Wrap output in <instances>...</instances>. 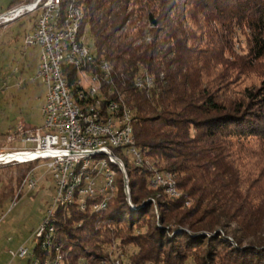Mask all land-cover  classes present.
<instances>
[{
	"label": "trees",
	"instance_id": "trees-1",
	"mask_svg": "<svg viewBox=\"0 0 264 264\" xmlns=\"http://www.w3.org/2000/svg\"><path fill=\"white\" fill-rule=\"evenodd\" d=\"M21 1L14 0L8 8ZM78 4L84 14L81 34L87 31L96 58L111 67L116 89L133 114L136 146L144 157L165 161L166 170L176 175L194 205L186 210L183 200L162 196L157 215L148 202L156 196L148 187L150 172L132 165L127 170L137 208L131 210L123 175L116 169L119 191L108 207L83 213L71 206L70 217L59 214L54 244L69 253L71 264L80 257L99 262L101 246L114 240L138 249L129 264H186L192 257L198 264H264V239L242 249L237 236L236 250L218 235L204 233L236 223L245 236L257 238L263 229L264 189L254 194L248 189L242 195L238 175L254 164L264 177V84L246 88L240 99L220 95L205 79L206 67L192 45L197 35L189 28L213 35L217 34L213 25L228 31L237 21L252 30L251 56L263 58L264 0H78ZM151 14L158 21L156 28L150 26ZM142 74L153 78L150 90L136 88L135 78ZM16 166L29 172L34 165ZM244 173L247 184L252 172ZM12 195L2 182L0 206ZM252 200L260 205L255 207ZM76 222L82 223L80 228ZM120 225L127 227L125 233L118 232ZM140 225L147 231L136 234ZM39 251L44 252L41 246Z\"/></svg>",
	"mask_w": 264,
	"mask_h": 264
},
{
	"label": "rangeland",
	"instance_id": "rangeland-1",
	"mask_svg": "<svg viewBox=\"0 0 264 264\" xmlns=\"http://www.w3.org/2000/svg\"><path fill=\"white\" fill-rule=\"evenodd\" d=\"M13 1L0 0V13L6 10ZM133 8L129 9V13ZM188 23L191 22L188 20ZM34 24V16H27L10 25L5 31L0 30V153L21 146L20 143L9 142L8 140L12 131L19 125L41 127L44 124L42 110L46 103L47 87L42 80L36 79L42 52L38 47L26 45V37L32 31ZM238 24L237 21H234L228 31H222L220 26L213 25V33H217L213 35L200 32L189 26L197 35L196 41L192 42V45L196 48V57H200V64L206 67L205 79L213 83L214 87L220 91V95L232 100L240 99L246 88L258 89L264 84V57L256 60L251 56V49L253 48L252 30L249 27L238 26ZM220 80L224 81L223 85H220ZM126 161L131 167L132 163L130 164V162L132 160L127 158ZM144 161L141 167L147 168L150 172L148 187L156 193V196H152L148 202H151L157 215L160 213L158 199L162 196L171 200H183L186 210L193 207L194 200L189 198L186 192L180 188L176 175L166 170L164 160L149 156L145 157ZM248 161L245 159L243 163L247 164ZM251 161L255 162V160ZM43 164V161L33 164L34 166L29 172H21V167L16 165L0 167V189L2 182H5L13 190L11 198L0 206V264H71L68 260L69 253L63 251V246L60 247L61 257L55 250L48 252L42 248L47 254L39 251L40 246H43V240L36 235V232L43 225L48 212L53 210L54 215L51 220L56 228L55 222L59 220V214L63 216L62 218L69 216L71 206L83 213H98L105 210L95 209L99 199L96 197L88 198L84 206V203H79L76 199L73 202L78 203L62 204L57 199L56 183L48 174V170L42 167ZM242 170V174L238 175L241 182L239 192L242 195L248 194V189H250L251 194L256 193L259 189H264V177H260L261 168H255L253 164L243 167ZM244 171H246L245 173L252 172L247 184H243ZM163 174L164 176H161ZM166 174H172L171 178ZM28 176L37 181L38 186L35 190H30L28 186H24V181ZM116 177L118 190L115 196L119 191L120 184L119 175ZM159 178L161 179L160 182H158ZM128 179L130 181L129 175ZM250 203L255 207L260 205L259 200H252ZM129 208L134 210L137 206L133 208L129 204ZM56 209L57 211H55ZM74 225L80 228L82 223L76 222ZM262 227L263 229L258 232L257 238L245 236L241 226L236 223H231L227 227H218L213 232L204 233L211 237L218 235L219 238L227 241L237 250L239 245L235 237L238 236L241 239L242 249L253 246L264 239V221ZM109 228L115 229L116 226L111 225ZM117 228L118 232L125 233L127 231V227L124 225ZM146 231L147 227L142 225L135 228L136 234H143ZM57 235L56 228L53 237L55 243H57ZM36 246L38 251L34 253ZM22 248L29 250V258L23 260L13 258L11 252L16 253ZM88 248L94 250L93 246H88ZM137 251L138 249L133 245H124L120 240H114L101 246L98 252L103 254V258L99 262L80 257L77 264H100L101 261L112 259L123 264H129L131 257ZM220 254L223 255L222 251ZM195 260V257H192L186 264H198Z\"/></svg>",
	"mask_w": 264,
	"mask_h": 264
},
{
	"label": "built area",
	"instance_id": "built-area-1",
	"mask_svg": "<svg viewBox=\"0 0 264 264\" xmlns=\"http://www.w3.org/2000/svg\"><path fill=\"white\" fill-rule=\"evenodd\" d=\"M58 8H65V0H22L0 13V30L2 31L27 16H34L35 24L26 37V45L40 48L41 63L36 79L42 80L47 87L46 103L42 110L44 124L41 127H29L21 124L13 130L8 140L20 143L21 146L1 152L0 167L29 165L43 161L42 167L48 170V174L56 183L57 199L59 200L71 167L80 158H84L89 150H107V138H114V143L118 144L128 143V146L131 147L127 125L132 113L127 104L122 103L115 96L114 99L97 100V89H100V84H107L106 74L102 67L103 59L93 62V67L102 71V79L91 80L88 77L87 85H79V91L88 100V117H81L76 109L68 104L64 93V80L67 78L60 77L58 60L51 56L52 41L64 38L62 33L64 17H57ZM72 22L75 25V16H72ZM147 41H149V37ZM89 43L86 31L84 56H89L87 52ZM68 45L74 55L75 69L82 72L81 58L84 56H77V48L73 47L72 43H68ZM140 85L141 77L136 76V88L139 89ZM131 149L135 154V149L132 147ZM133 163L138 166L136 158ZM122 174L124 178V173L122 172ZM30 177L28 176L24 181V186L35 190L38 186L37 181ZM158 182L160 181L158 180ZM98 191L108 192V198H111L110 174L106 168L99 164L96 165L94 178L86 183L79 201L85 197L93 196ZM106 205H108V201L104 202L102 206L95 207L106 208ZM52 217L53 210H50L44 223L50 221ZM11 255L13 258L23 260L29 258V250L22 248L16 253L11 252ZM107 264L123 263L112 259L107 260Z\"/></svg>",
	"mask_w": 264,
	"mask_h": 264
},
{
	"label": "bare ground",
	"instance_id": "bare-ground-1",
	"mask_svg": "<svg viewBox=\"0 0 264 264\" xmlns=\"http://www.w3.org/2000/svg\"><path fill=\"white\" fill-rule=\"evenodd\" d=\"M65 8H58L57 10V17H64V19L62 20V33L64 34V38H58L57 41H52L51 56L55 57V59L58 60L60 77L67 78V80H64V93L66 94V100L68 104L72 106V108H75L76 112L81 117H88V100H86V98L79 91V85H87L88 77L91 78V80L102 79V71L100 69H96V67H93V62H99L101 60H98L96 58L95 51L90 48L89 45H87V52L89 56H84L85 34H81L83 11L81 9V6L78 4V0H65ZM72 16H75V25L72 22ZM68 43H72V46L77 48V56H84V58H81L82 72H79V70L75 69L74 55ZM102 67L106 74L107 84H100V89H97V100L105 101L106 99H114L115 96L116 99H120L122 103H125L123 95L117 91L116 85L112 80L111 67L103 60ZM85 73L88 75H86ZM140 77L141 85L139 89L150 90L154 84L153 78L148 74H142L140 75ZM71 80H73V85H71L70 83ZM133 121L134 117L132 114V116H130V119H128L127 132L128 137L131 140V147L135 149V154L131 147L128 146V143H114V138H107V150H89L84 158H80L71 167L67 179L64 183L63 191H61V198H59V201L62 204H70L76 199L79 203H84V206L86 205L85 201L88 198L95 197L99 198L97 202L98 204H96L95 206H102V204L106 201H108L109 204L110 200L113 198L117 191V179H115V177L118 175V171L116 169H119L121 173H124V191L127 196V201L133 208H135L132 204L130 195V185L127 170L129 165L126 159L130 158V160H132L130 164L132 163V165H134L133 162H135L136 158L138 166H134L141 167L145 162V157L136 146V139L133 132ZM97 164L101 165L103 168H106L107 172L110 174L111 198H108V192L98 191L94 193L93 196L85 197L81 201H79V199L81 198V194L86 187V183H88V181H91V179H93L94 175L96 174ZM161 176H164V174ZM166 176H170L171 178L172 174H166ZM160 180L161 179L159 178V181ZM78 202H73V204ZM107 207L108 205H106V208ZM92 208L94 207L92 206ZM106 208L95 207V209L99 210ZM55 211H57V209ZM55 233V225L53 224V221L50 220L46 221L41 226V229L37 233V236L43 240L42 248L44 250H47L48 252H52L53 250H55V252H57L61 257L60 246H56L54 244L53 237L55 236ZM100 264H107V260H104Z\"/></svg>",
	"mask_w": 264,
	"mask_h": 264
},
{
	"label": "water",
	"instance_id": "water-1",
	"mask_svg": "<svg viewBox=\"0 0 264 264\" xmlns=\"http://www.w3.org/2000/svg\"><path fill=\"white\" fill-rule=\"evenodd\" d=\"M149 23L152 28H156L158 26V21L152 14L149 16Z\"/></svg>",
	"mask_w": 264,
	"mask_h": 264
}]
</instances>
